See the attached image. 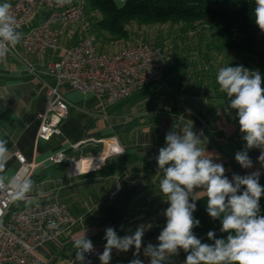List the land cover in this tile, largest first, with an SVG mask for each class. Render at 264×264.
<instances>
[{"label":"crops","instance_id":"obj_1","mask_svg":"<svg viewBox=\"0 0 264 264\" xmlns=\"http://www.w3.org/2000/svg\"><path fill=\"white\" fill-rule=\"evenodd\" d=\"M5 2L10 4L11 0H0ZM45 15L46 11L40 9L31 24L42 22ZM65 26H57L59 33ZM80 40L61 44L47 54L27 52L19 41L0 59V141H6L9 150L0 177L5 181L13 178L19 168L15 153L20 152L39 166L28 179L32 181V190L27 198L17 199L12 209L58 199L67 204L77 219L62 237L38 249L41 262L37 264H69L76 249L74 241L84 231L93 243L99 242L104 248L106 228L114 227L123 236L140 225L145 227V233L139 258L149 264L143 249L150 242H158L166 223L163 211L169 206L160 192L163 173L157 172L155 157L165 144V134L174 125L179 130L192 122L194 131L202 130L201 146L215 163L224 165L230 180L234 173L247 175L257 170L260 177L264 176V166L257 159L261 149L248 150L252 168H241L236 162L235 153L244 149L246 142L242 139L236 110L226 107L225 94L219 91L216 82L220 67L244 64L240 55L221 66L211 63L206 67L202 61L184 82L174 80L168 84L164 77L166 88L154 82L112 104H105L95 94L64 86L62 90L70 102V110L61 125V133L50 141L39 140L41 116L48 105L44 83L55 84L48 67L60 58L65 48ZM224 56L231 55L226 51ZM253 71L264 76V68ZM166 73L171 74L168 69ZM106 143L118 144L123 152L110 154ZM58 152H64L68 162L49 165L48 158ZM73 169L80 171L73 174ZM117 183L121 190L112 199L110 193ZM193 195L204 196L202 191ZM134 252L135 248L127 252L114 249L110 264H129ZM185 257L186 253L180 250L178 256L170 258V264H183ZM86 258L91 264H100L98 256Z\"/></svg>","mask_w":264,"mask_h":264},{"label":"clouds","instance_id":"obj_2","mask_svg":"<svg viewBox=\"0 0 264 264\" xmlns=\"http://www.w3.org/2000/svg\"><path fill=\"white\" fill-rule=\"evenodd\" d=\"M253 16L256 25L264 32V0H254ZM11 4L0 3V59L6 57L10 46L21 39L17 31L19 24L11 14ZM216 82L219 91L225 94L224 104L236 110L244 149L235 153V160L241 168L253 167L248 150L261 149L257 158L264 166V76L239 66H223L218 69ZM165 134V144L155 157L157 172L163 173L159 188L168 207L163 211L166 223L157 237V243H148L143 249L149 264H170V258L178 256L180 250L186 253L183 264H264V215H261L260 199L264 186L259 182L260 171L247 175L233 174L231 180L225 175L222 163H215L213 157L201 145L202 133L193 130L192 122L182 129ZM6 141H0V171L8 159ZM3 177H0V185ZM32 190V181L24 180L15 185L12 193L15 199H26ZM202 191L206 199V212L213 219L221 221L224 238H217L214 231L207 233L213 243H203L194 229L200 221L194 217L195 201ZM145 227L138 226L131 234L120 236L114 227L105 229L106 243L98 254L100 264H110L112 252H127L135 248L134 258L129 264H144L139 258ZM76 261L91 264L85 253L95 252L94 244L84 231L74 241Z\"/></svg>","mask_w":264,"mask_h":264},{"label":"built area","instance_id":"obj_3","mask_svg":"<svg viewBox=\"0 0 264 264\" xmlns=\"http://www.w3.org/2000/svg\"><path fill=\"white\" fill-rule=\"evenodd\" d=\"M10 4L11 14L19 24L17 31L21 34L22 45L27 52L37 54L58 49L60 33L57 26L74 24L86 13V0H11ZM40 9L46 11L44 19L31 24ZM166 69V56L157 40H142L116 52L105 53L98 49L91 37L81 39L65 48L60 58L48 67V74L54 78L55 84L44 83L48 105L41 116L38 139L50 141L61 133V125L70 110V102L62 87L95 94L105 104H112L154 82L162 83L166 88ZM36 76L41 79L38 74ZM106 145L110 154L123 152L118 144ZM15 156L19 161L18 170L10 181L3 180L0 185V264H37L41 262L38 249L62 237L77 219L67 204L58 199L12 209L17 200L12 196L15 185L28 180L39 166L20 152ZM47 162L51 166L64 165L68 157L64 152H58ZM78 173L73 169V174ZM120 190L121 185L117 183L110 197L115 198ZM93 244L95 252L85 253L86 257H96L103 252L101 243ZM76 251L69 264L76 261Z\"/></svg>","mask_w":264,"mask_h":264},{"label":"trees","instance_id":"obj_4","mask_svg":"<svg viewBox=\"0 0 264 264\" xmlns=\"http://www.w3.org/2000/svg\"><path fill=\"white\" fill-rule=\"evenodd\" d=\"M89 3L101 14L96 23L99 33H108L112 42L127 41L133 24L194 26L198 23L217 35L222 50L240 54L247 69L264 68V32L254 20V0H124L121 6L115 0H89ZM259 182L264 186V176ZM206 199L202 196L195 201L197 210L193 215L200 221V226L193 231L203 243L211 244L213 241L207 236L209 231H214L217 238H224L227 233L220 231L219 219L213 220L207 214ZM260 206V214L264 215V195Z\"/></svg>","mask_w":264,"mask_h":264},{"label":"rangeland","instance_id":"obj_5","mask_svg":"<svg viewBox=\"0 0 264 264\" xmlns=\"http://www.w3.org/2000/svg\"><path fill=\"white\" fill-rule=\"evenodd\" d=\"M115 1L118 6H121L123 3V0ZM100 18L101 14L92 9L89 0H86V13L84 17L74 24L65 26L64 31L60 30L59 46L61 44H69L74 39L91 37L101 52L113 53L142 40H157L166 56L167 69L171 72L170 75L167 73L165 75L168 84H171L174 80L186 81L191 70L196 65H200L202 61H204L202 64L206 67L211 63L221 66L222 64L234 61L240 55L234 51H222L220 48L221 40L217 35L198 23L194 26H182V24L173 23L155 24L153 26H138L133 24L132 33L127 41L112 42L110 41L111 36L108 33H99L96 23ZM63 34L65 37L69 34L68 38H65ZM219 50L222 53L220 52L219 54ZM226 51L231 55L228 58L224 56ZM214 69L215 67H213V71ZM213 71L211 74H214L215 71Z\"/></svg>","mask_w":264,"mask_h":264},{"label":"water","instance_id":"obj_6","mask_svg":"<svg viewBox=\"0 0 264 264\" xmlns=\"http://www.w3.org/2000/svg\"><path fill=\"white\" fill-rule=\"evenodd\" d=\"M109 156H111V155H109Z\"/></svg>","mask_w":264,"mask_h":264},{"label":"bare ground","instance_id":"obj_7","mask_svg":"<svg viewBox=\"0 0 264 264\" xmlns=\"http://www.w3.org/2000/svg\"><path fill=\"white\" fill-rule=\"evenodd\" d=\"M80 171V170H79Z\"/></svg>","mask_w":264,"mask_h":264}]
</instances>
